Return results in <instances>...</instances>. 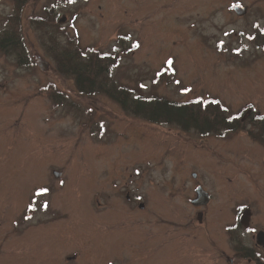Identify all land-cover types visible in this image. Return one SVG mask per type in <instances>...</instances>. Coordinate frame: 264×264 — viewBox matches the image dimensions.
<instances>
[{
  "label": "rangeland",
  "instance_id": "rangeland-1",
  "mask_svg": "<svg viewBox=\"0 0 264 264\" xmlns=\"http://www.w3.org/2000/svg\"><path fill=\"white\" fill-rule=\"evenodd\" d=\"M235 4L259 13L264 0H27L17 24L32 63L0 50V264H228L232 225L264 259V143L245 130L201 138L79 96L47 50L50 35L59 46L74 37L121 55L116 84L216 98L245 121L264 116V50L252 41L264 21L243 23ZM12 7L3 0L5 16ZM48 85L66 99L54 106ZM199 185L211 195L200 211Z\"/></svg>",
  "mask_w": 264,
  "mask_h": 264
},
{
  "label": "trees",
  "instance_id": "trees-1",
  "mask_svg": "<svg viewBox=\"0 0 264 264\" xmlns=\"http://www.w3.org/2000/svg\"><path fill=\"white\" fill-rule=\"evenodd\" d=\"M12 2L14 13L12 18L8 20L12 30L11 33H5L6 36H3L4 38L0 40V50L5 55L14 53L17 66L29 67L32 59L27 56L24 45L20 47L22 41L19 38V24H17L19 13L26 5L27 0H12ZM15 15L16 19H13ZM51 16L39 19L41 20L39 25L45 27V25L55 24V20ZM47 46H49L47 50L52 57L55 71L59 75L72 79L75 91L79 96L105 95L121 106L122 110L130 116L140 118L147 123L176 125L185 132L194 131L201 138L208 136L225 137L223 133L226 131L245 130L253 139L259 143H264V116L254 118L253 115H249L245 121L241 120L243 111L228 116L227 107L216 98L203 100L195 98L179 102L152 94L146 96L131 87L116 84L113 80L111 72L118 64L121 55L100 51L94 47H82L74 37H67V45L59 46L54 41V37L50 35ZM48 86L52 89L50 97H52L54 106L66 99L63 94L58 93L53 85ZM197 101L200 103H197ZM213 101L218 103H213ZM245 124L257 128L247 130L244 127ZM236 211H238L236 213V218H238L240 209ZM235 228L237 226L232 225L227 229L229 237L235 236ZM236 240L238 261L250 259L257 264L260 262L264 264V259L254 247L248 248L237 237Z\"/></svg>",
  "mask_w": 264,
  "mask_h": 264
},
{
  "label": "flooded vegetation",
  "instance_id": "flooded-vegetation-1",
  "mask_svg": "<svg viewBox=\"0 0 264 264\" xmlns=\"http://www.w3.org/2000/svg\"><path fill=\"white\" fill-rule=\"evenodd\" d=\"M236 6H239L242 9V12L243 13L240 16L237 15L236 12H234V7H236ZM253 8L254 7H252V9ZM9 10H10V8H9ZM13 10H14V7H12L11 10L6 13L7 16H5V14L3 12V0H0V23H3V22L5 23V21L10 20V18H12V15H13V12H12ZM229 11L230 12H234L236 14V16L241 17L242 20H243V23H245V22L246 23L248 22V24L251 23L252 26H254V27L259 26V24H260L259 22L263 23V21H264V6L260 8V10H259L260 12L259 13H257V11L255 13L254 12L252 13L251 12V9H248L247 6H244V5L243 6L242 5H236V4L235 5H232V7L230 8ZM257 14H262L263 16H259L258 15L259 17H257L256 16ZM15 17H16V15L13 17V19H16ZM246 17H247V19H245ZM253 19H255V20H253ZM253 35H254V36H252V41H254L253 43L258 44L260 46V49L264 50V32H262V34H260V33H258V30H255V32H254ZM3 38H4L3 37V34L1 32V30H0V40H2ZM263 136H264V134H263ZM260 143H262V142H260ZM207 174L210 176V178H215L214 176H216L215 173H213L210 170L207 171ZM192 177H193V179H195L196 174H192ZM201 189L204 190L202 187H201ZM205 192L208 193V195H209V199H208V203H207V204H209V202L211 200V197H210L211 195H210V193L208 191H205ZM124 199L127 200V201H129V202L131 200L129 194L125 195ZM206 206H197L195 208L196 209H199V211H200V210H203ZM139 207L142 208L143 207V204L141 203V205ZM199 213H201V212H199ZM236 237H237L236 236V233H235V236L232 235V236L229 237L230 244H232V246H231L232 247V251H231L232 257L228 260V264H257V263L253 262L250 259H243V261H238L237 255H236L237 254V250H236V248H237V244H236L237 240H236ZM245 245L248 248H253L252 245H250V244H245ZM259 264H262V262H260Z\"/></svg>",
  "mask_w": 264,
  "mask_h": 264
},
{
  "label": "water",
  "instance_id": "water-1",
  "mask_svg": "<svg viewBox=\"0 0 264 264\" xmlns=\"http://www.w3.org/2000/svg\"><path fill=\"white\" fill-rule=\"evenodd\" d=\"M234 12H236L237 15L239 16L243 13L242 9L239 6L234 7ZM32 58L36 67H38L43 72L47 71V69L49 68V64L42 58L41 55L35 54L32 56ZM195 192H196V198L191 201L193 206L197 207V206L207 205L209 199L208 193L202 190L200 186L196 187ZM197 216H198L197 219L200 222L202 213L198 212Z\"/></svg>",
  "mask_w": 264,
  "mask_h": 264
},
{
  "label": "snow or ice",
  "instance_id": "snow-or-ice-1",
  "mask_svg": "<svg viewBox=\"0 0 264 264\" xmlns=\"http://www.w3.org/2000/svg\"><path fill=\"white\" fill-rule=\"evenodd\" d=\"M69 2L72 3V2H74V0H69ZM135 47L139 48L140 45L137 44V45H135ZM172 63H173V62H172L171 60L168 61V64H169V65H171ZM141 87H143V85H142ZM197 103H200V102L197 101ZM213 103H218V102H217V101H213ZM44 207L47 208V205H44Z\"/></svg>",
  "mask_w": 264,
  "mask_h": 264
}]
</instances>
